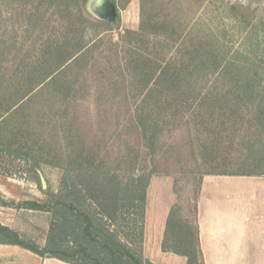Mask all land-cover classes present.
Here are the masks:
<instances>
[{"label":"rangeland","instance_id":"374dc122","mask_svg":"<svg viewBox=\"0 0 264 264\" xmlns=\"http://www.w3.org/2000/svg\"><path fill=\"white\" fill-rule=\"evenodd\" d=\"M92 1L80 3L94 23L80 28L90 42L89 52L78 65L66 68L57 83L37 89L36 98L25 102L11 121L30 131L28 139L0 138V222L46 252L44 258L85 248L89 257L107 264L108 254L90 241L82 220L68 208L76 200L64 183L80 184L85 173L79 175L75 157L82 155L84 167L104 171L108 195L121 182L127 196L113 221L102 220L96 201L89 202V209L77 208L92 212L95 223L107 226L141 264H188L186 257L164 248L183 252V239L193 240L203 181L224 176L207 173L258 172L247 159L252 142L253 151L260 144L246 122L223 124L224 103L201 104L192 92L166 107L161 88L154 83L146 88L131 59L143 54L155 65L178 60L189 33L194 40L207 38L221 58L248 55L257 39L264 42V0H116L114 22L95 17ZM52 3L0 0V87L6 84L11 95L22 89L16 81L25 78L26 65L37 63L44 46L65 30ZM74 7L78 14L80 5ZM143 7L146 39L129 36L128 31L141 32ZM165 18L174 25L167 40L153 25ZM252 26L255 35L250 34ZM200 80L197 91L205 94L224 86L217 75ZM259 84L264 93V79ZM6 240L0 234V242ZM75 261L95 264L82 254ZM123 263L135 264L129 259ZM199 264H204L203 253Z\"/></svg>","mask_w":264,"mask_h":264},{"label":"trees","instance_id":"16d2710c","mask_svg":"<svg viewBox=\"0 0 264 264\" xmlns=\"http://www.w3.org/2000/svg\"><path fill=\"white\" fill-rule=\"evenodd\" d=\"M18 2L28 3L29 1L35 4H44L47 0H17ZM88 0H52V5H55V10L61 15V21L63 27H65L62 35L57 37L53 43H47L43 50L41 58L37 63L27 64L25 67V78L19 76L16 83L21 86L22 89L17 91L14 95H11L6 87H0V138L1 140H9L11 142L20 139H28L31 134L29 130L22 129L24 126L19 124L15 127L11 121L18 118L21 111L24 110V103L32 101L36 98L35 91L42 88H48L51 85L57 83L59 75H64L65 69H72L75 65H78L83 59L84 55L89 52V43L85 39L84 34L81 32V26L84 24L93 25V21L88 19L81 10V4L85 5ZM116 3V0H114ZM80 5L78 14L76 13V7L74 5ZM143 25L141 32L128 31L129 36L142 37L146 39L147 24L144 20L145 10L143 7ZM118 19V16H117ZM116 19V20H117ZM155 28L163 30L164 39L170 37L169 30L174 27L172 22L166 20H160V22H154ZM80 26V27H79ZM251 33L258 32L254 26L251 27ZM162 35V36H163ZM181 33L180 37L183 38ZM250 37V36H249ZM165 40V41H166ZM248 40V38H247ZM208 39L194 40L189 33L185 37V41L182 44L180 50V58L168 59L166 62H161L155 65V61L147 58L143 54H139L137 58L131 59V63L135 67L141 70L142 82L146 84V88L150 87L153 83L155 87H160L162 95L165 98L166 107L168 103H172L179 99H185L189 97L192 92L197 93L195 95L196 101L201 104L206 102H216L219 106L220 103H224L226 107L220 110V116L223 117L224 125L229 121L244 123L246 122L249 127V131L252 137L258 138L256 142L259 145V149L253 151L256 143L252 142L251 154L247 159V162L254 164L258 167V172L240 173L241 176H264V93L260 90L261 79H264V46H261L264 42H259L257 39L256 45L251 44L252 50H249L248 55H240L235 53L234 55L226 54L222 58L216 54V50L213 46H210ZM225 52V51H223ZM261 52V53H260ZM226 53V52H225ZM1 54V53H0ZM1 56V55H0ZM133 65V66H134ZM147 70V71H146ZM149 70V71H148ZM217 75L219 80L224 81V86L219 89H214L208 93H203L201 90L197 91L198 84L202 80L203 76ZM146 81V82H145ZM223 88V89H222ZM152 90V89H151ZM154 91V89H153ZM154 93V92H151ZM20 96L14 100L15 95ZM14 100V101H13ZM173 100V101H171ZM202 106V105H201ZM215 110L212 109L211 113L214 114ZM236 124V123H234ZM226 131V130H225ZM248 131V132H249ZM19 133V134H18ZM18 138V139H17ZM153 138V137H152ZM251 143V141H250ZM253 152V153H252ZM76 163L79 175L83 173V179L78 183L69 184L65 180V191L75 196L74 205H69L68 208L74 210L78 217L82 220L84 225V232L89 237L91 242L101 246L108 256L109 260L107 264H120L121 260L129 259L135 264H141V260L123 245L118 236L112 234L108 227L95 223L92 212L78 209L79 206H84L89 209V202L96 201L99 205L100 216L102 220L113 221L116 220L118 211L122 208L123 203L126 201V192L123 189V183H117V189L113 190L111 195H108L106 189L104 171L101 168H93L91 165L84 167L82 161H87L82 155H77ZM207 174L214 175H229L226 172H211ZM101 178L98 180V178ZM107 178V176H105ZM118 177H116L117 179ZM142 180V179H141ZM83 185V186H82ZM145 195L139 200L144 201ZM58 205H64L62 202H58ZM31 206L38 209H42L41 205L32 204ZM92 206V205H91ZM124 209V207H123ZM98 214V215H99ZM97 215V214H96ZM191 232V230H190ZM0 234L5 236L8 241L1 243L17 245L25 248L35 254L44 257L43 250L39 249L33 244L26 243L21 240L20 236L12 231L9 227L3 226L0 223ZM190 235V234H189ZM185 243V250L177 251L165 247V251L174 252L182 255L188 259V264H199V255L202 257V251L199 243V231L195 230L193 240L189 236L183 239ZM54 257L70 264H81L75 261V258L82 254L83 256L91 259L95 264H105L100 258L89 257L88 250L80 248L78 250L67 252L57 251ZM124 264V263H123Z\"/></svg>","mask_w":264,"mask_h":264},{"label":"crops","instance_id":"0c3cea01","mask_svg":"<svg viewBox=\"0 0 264 264\" xmlns=\"http://www.w3.org/2000/svg\"><path fill=\"white\" fill-rule=\"evenodd\" d=\"M197 223L204 264H264V176H207ZM0 264L70 263L0 242Z\"/></svg>","mask_w":264,"mask_h":264},{"label":"water","instance_id":"95a60500","mask_svg":"<svg viewBox=\"0 0 264 264\" xmlns=\"http://www.w3.org/2000/svg\"><path fill=\"white\" fill-rule=\"evenodd\" d=\"M91 11L100 20L114 22L118 16V7L114 0H93ZM44 188L46 182L42 177Z\"/></svg>","mask_w":264,"mask_h":264}]
</instances>
